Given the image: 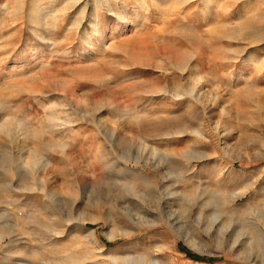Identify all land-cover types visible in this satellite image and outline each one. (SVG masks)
Here are the masks:
<instances>
[{
	"label": "rangeland",
	"instance_id": "1",
	"mask_svg": "<svg viewBox=\"0 0 264 264\" xmlns=\"http://www.w3.org/2000/svg\"><path fill=\"white\" fill-rule=\"evenodd\" d=\"M0 264H264V0H0Z\"/></svg>",
	"mask_w": 264,
	"mask_h": 264
}]
</instances>
